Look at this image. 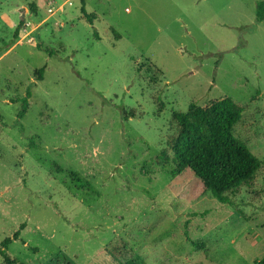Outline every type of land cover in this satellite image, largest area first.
<instances>
[{"label":"rangeland","instance_id":"obj_1","mask_svg":"<svg viewBox=\"0 0 264 264\" xmlns=\"http://www.w3.org/2000/svg\"><path fill=\"white\" fill-rule=\"evenodd\" d=\"M262 1L86 0L92 23L82 0H0V243L27 223L8 251L14 259L254 264L264 256ZM29 87V112L18 119ZM226 97L245 109L236 137L263 163L231 204L190 169L175 174L167 145L174 112ZM123 110L137 116L125 120Z\"/></svg>","mask_w":264,"mask_h":264},{"label":"trees","instance_id":"obj_2","mask_svg":"<svg viewBox=\"0 0 264 264\" xmlns=\"http://www.w3.org/2000/svg\"><path fill=\"white\" fill-rule=\"evenodd\" d=\"M82 4L83 14L93 23L96 16L86 13V0H82ZM263 20L264 1L258 4L256 15L258 23ZM24 26V19H20L10 45L19 40ZM46 52L50 57L57 55L53 50ZM45 70L46 66L38 70V80H43ZM32 96V87H29L26 96L16 101L21 104L18 119L27 116ZM163 105L160 104V112ZM244 112V107L226 97L210 102L205 107L192 102L186 112L172 114V123L177 128V134L169 138L167 145L173 154L175 174L190 169L222 204H231L229 195L234 194L240 187L252 186L263 165L247 144L235 135V126L242 120ZM122 115L125 120H129L135 118L137 112L123 110ZM30 145L32 148L37 147L34 140H31ZM26 228L27 223L21 224L13 237H7L0 243V256L6 264H23L8 251ZM122 253L123 248H119V255ZM128 264L143 263L133 261ZM254 264H264V256Z\"/></svg>","mask_w":264,"mask_h":264},{"label":"built area","instance_id":"obj_3","mask_svg":"<svg viewBox=\"0 0 264 264\" xmlns=\"http://www.w3.org/2000/svg\"><path fill=\"white\" fill-rule=\"evenodd\" d=\"M51 11V10H50Z\"/></svg>","mask_w":264,"mask_h":264}]
</instances>
